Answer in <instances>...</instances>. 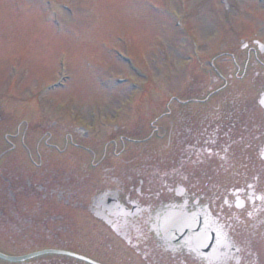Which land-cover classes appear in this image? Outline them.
Returning <instances> with one entry per match:
<instances>
[{
	"label": "rangeland",
	"instance_id": "1",
	"mask_svg": "<svg viewBox=\"0 0 264 264\" xmlns=\"http://www.w3.org/2000/svg\"><path fill=\"white\" fill-rule=\"evenodd\" d=\"M11 1L15 0H0V17L11 20V15H6L7 10L9 13L15 10V4ZM184 1L187 4L184 9L189 11L187 20L186 17L183 18L187 11L177 10L182 8L177 0H20L17 7L23 9L26 6L30 11L23 14L26 21L21 20L23 23L20 24L18 33L12 34L9 28H0V90L4 92L12 89L20 100L19 95L28 96L34 90L33 93L47 89L45 87L52 83L61 69L71 79L61 89L43 92L44 108L51 109L50 101L54 99L58 104H65V110L61 111L71 120L75 116L70 112L76 115L81 111L85 116L83 108L86 111L100 112L98 117L102 119L105 117L102 111H113L115 107H108L122 101L129 93L125 91L127 87L142 83L145 76L150 84L151 95L149 97L144 91L130 89V97L136 99L138 105L129 110L124 106L121 113L117 114L121 129L118 130L119 135L121 132V135L128 136V131L140 124L144 134L138 138L151 135L152 139L149 141L154 142L153 149H161L167 158L173 157L171 143L166 139L167 131L169 133L176 126V112L180 111L182 116L188 109L214 113L224 98L251 88L255 95L257 85L254 89L252 82H264L263 54L251 52L247 57V51H234L240 65L237 77L233 59L224 57L229 49H239V37L235 38V35L264 43V25L260 24V19H264V1L258 6L251 0H236L239 10H244L246 15L236 16L233 11L225 21L226 18L221 17L225 14V6H220V0H205L207 8L212 10L206 12L209 22L205 18L203 20V15H197L196 8L192 6L196 3L194 0ZM231 2L234 3V0ZM163 4L169 11L163 8ZM166 12L178 20H170ZM259 16L262 18L258 19ZM179 21L182 22L181 29L175 31L172 24L174 22L176 26ZM211 21L213 22L210 23ZM2 22L0 18V24ZM206 23L210 26L214 24L210 28ZM187 26L190 27L188 30ZM167 29H172V33ZM189 38L192 39L190 49ZM195 44L202 49L197 56L192 55V52H199ZM218 53L221 54L216 56ZM13 65L17 73H13ZM220 72L229 81L225 88V82L219 77ZM113 78L122 83L113 87L116 81ZM13 92L10 94H14ZM9 97L8 102H11L13 97ZM205 98V104L196 105L197 100ZM163 102H168L166 105L171 110L170 115L164 116L160 123H153L151 127L147 114L157 110L160 114L164 108V104L161 105ZM26 113L34 118V113L30 110ZM254 117L260 119L254 123L260 124L259 130L263 131V136L251 145L259 147L264 142V119L257 112ZM112 124V121L104 122L109 129ZM154 127L157 129L154 130ZM102 133L105 136L107 132L102 130ZM222 143L224 147L227 145L226 140ZM248 146L246 139L240 143L237 141L234 147L227 146L220 157L209 159V167L202 165L199 169L205 171V174L200 180V193L207 197L212 195L214 199L224 189V185L230 186L248 179L251 181L253 177H257L259 186L264 189V159ZM116 147V152H113L112 145L108 146L105 155L97 153L94 161L99 162L104 155V161L100 162L105 165L107 159L114 162V155L121 151V147L126 148L123 152L126 155L118 156L117 159L125 160L136 154L133 150L128 151V143L118 144ZM135 150L140 151L139 146ZM128 153L131 155L128 156ZM79 160L74 156L70 162L76 163ZM27 161L26 155L22 154L15 162ZM99 177L95 173V178ZM215 210L221 211L218 204ZM82 220L83 218L76 219L81 227ZM253 223L254 225L249 220H244L241 228L234 229V232L242 235L240 240L247 241L249 259L246 262L264 264V217ZM247 228L252 230L247 231ZM253 231L256 233L253 234ZM91 234L95 235L94 232ZM97 236L102 238L104 234L101 232ZM87 238H90L89 232L84 241Z\"/></svg>",
	"mask_w": 264,
	"mask_h": 264
},
{
	"label": "flooded vegetation",
	"instance_id": "2",
	"mask_svg": "<svg viewBox=\"0 0 264 264\" xmlns=\"http://www.w3.org/2000/svg\"><path fill=\"white\" fill-rule=\"evenodd\" d=\"M48 147H51V146H48ZM48 152H50V149H48ZM48 156V159L50 158L49 155ZM46 174H49L51 173L50 170L46 169L45 171ZM39 173H35V174H32L31 176L28 177L27 181H26V190L25 192L26 193H23V194H20L23 198H22V201L24 202V204L26 202H30L31 205L27 206V207H24L23 209H21V211L14 206L12 208V210L16 211L15 213H13L11 216L12 217H16L14 221H10L9 219L7 220V222H9L11 224V227L12 229L17 232V233H20L22 232V229L20 227V219L24 216H21V213H24L27 215V218H36L37 219V226L40 225V221H39V218L43 217V218H46V217H50V213L52 212L51 210L52 209H48V210H45L44 209V206L41 204V201L43 202H63L64 205H68L69 203V198L70 196L69 195H63L62 193H58V194H54L53 191H48V187H49V180L50 178H46L44 175L45 174H42L43 178L44 179H47V181H45L43 184L38 181L37 184H35L33 181L38 178L39 179ZM33 182V183H31ZM16 191H18L19 189H16ZM11 191L12 189H10V187L8 188V193L5 194V195H12L11 194ZM41 191H43V193H40ZM31 206V207H30ZM84 208V207H82ZM26 223H31V221H26ZM32 223L33 220H32ZM29 228V227H28ZM130 229V228H129ZM128 229V230H129ZM127 230V231H128ZM27 245H31L33 244V240H29L27 243ZM5 246H7V243L4 244ZM167 244L165 243H162L161 245L158 246V248H161L160 249H165L164 246H166ZM20 247V246H19ZM168 247V245H167ZM22 248V247H20ZM17 250V249H16ZM198 255V254H197ZM144 257V256H143ZM159 257L161 258L162 257V254L159 255ZM161 263V262H159ZM26 264H40L39 261H34V262H31V263H26Z\"/></svg>",
	"mask_w": 264,
	"mask_h": 264
},
{
	"label": "snow or ice",
	"instance_id": "3",
	"mask_svg": "<svg viewBox=\"0 0 264 264\" xmlns=\"http://www.w3.org/2000/svg\"><path fill=\"white\" fill-rule=\"evenodd\" d=\"M200 245H201V246H207V245H204V241H203V239L200 241Z\"/></svg>",
	"mask_w": 264,
	"mask_h": 264
}]
</instances>
